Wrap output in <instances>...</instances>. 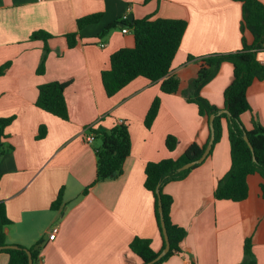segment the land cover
I'll list each match as a JSON object with an SVG mask.
<instances>
[{
    "label": "crops",
    "instance_id": "0c3cea01",
    "mask_svg": "<svg viewBox=\"0 0 264 264\" xmlns=\"http://www.w3.org/2000/svg\"><path fill=\"white\" fill-rule=\"evenodd\" d=\"M95 13L102 14L97 22L77 28L78 18ZM149 15L187 21L169 72L179 79V91L164 93L159 83L138 76L108 97L101 72L113 52L134 46L132 28L123 24V17ZM241 20L242 5L236 0H0V66L9 62L0 75V117H13L3 139L11 149L0 157V201L11 221L6 242L31 247L40 241L35 264H141L129 247L136 236L160 250L154 197L144 187L145 165L178 158L191 143L208 141L206 117L182 93L200 66L188 57L236 52L244 40L252 43ZM111 22L116 25L102 32ZM124 27L128 32H122ZM38 30L51 34L42 73L37 68L44 42L31 38ZM72 32L77 41L68 47L65 35ZM257 58L264 62V43ZM232 73V64L223 61L199 94L223 108ZM49 81L68 82L66 120L36 105L38 86ZM155 97L160 99L158 112L146 127L144 118ZM246 98L250 109L240 115L243 126L264 127V79L252 82ZM120 122L130 135L121 174L95 182L84 193L95 179V149L101 144L96 134L92 142L86 135ZM40 127L45 129L42 137ZM169 134L177 139L172 151L164 143ZM229 167L228 123L222 118L221 136L211 153L183 179L163 187L172 197L170 220L186 235L181 252L158 264H239L247 237L256 264H264L263 179L249 174L248 195L241 201L216 199L217 182ZM60 189L62 204L54 209ZM54 226L56 235L49 239ZM8 259L0 252V264Z\"/></svg>",
    "mask_w": 264,
    "mask_h": 264
},
{
    "label": "trees",
    "instance_id": "16d2710c",
    "mask_svg": "<svg viewBox=\"0 0 264 264\" xmlns=\"http://www.w3.org/2000/svg\"><path fill=\"white\" fill-rule=\"evenodd\" d=\"M147 1V0H146ZM242 5V30H248L253 35V41L247 44L244 40L243 46L236 52L217 53L194 58L188 57V61L196 59L200 66L197 74L192 78L182 93L188 102H194L198 113L206 117L209 125V116L215 114L213 119L214 140L212 147L221 136V119L225 118L228 123V139L230 143V167L229 170L218 180L214 190L216 199L241 201L248 195L247 177L252 173H259L262 177L260 184L261 194L264 197V127L255 124L252 129L247 130L240 121V115L250 109L246 98L247 88L255 80L264 79V62L257 58L258 51L264 43V3L260 0H236ZM101 13H95L77 19V28L81 29L87 24L97 22ZM124 25L132 28L134 36L133 47H123L110 55V65L101 72L103 89L108 97L114 95L127 83L138 76H142L151 82L159 83L160 90L164 93H176L179 91L180 81L177 77L169 75L172 60L178 50L187 21L182 18H162L151 15L140 19L123 20ZM116 25V22L109 23L102 32H106ZM51 34L38 30L32 33L31 38L41 39L44 42V53L37 68V73L44 72V62L48 51L47 40ZM68 47L76 44L77 32L65 35ZM228 61L233 66L232 80L223 91L224 107L228 110L225 113L217 114L216 106L210 104L203 98L199 91L218 71L220 64ZM9 62L0 66V75L8 67ZM68 82L49 81L38 86L36 105L44 111L56 115L62 119H68V106L64 96V89ZM160 105V99L155 97L145 115L144 124L150 127ZM13 117H0V157L11 149L5 144V128ZM100 138L101 144L95 149L96 175L94 181L87 186L83 192L95 182L110 177H116L122 172L125 159L130 153V135L125 122L114 124L108 130H93ZM246 133L248 143L244 140ZM45 134L44 127H40L38 137ZM165 146L172 151L177 144L174 135L165 137ZM207 142L203 145L191 143L178 158H163L158 161L148 162L145 165L144 187L154 197L156 221L162 238V246L165 245L160 218L158 213L157 186L159 185L161 204L163 209L166 231L170 243L168 252L158 261V264L168 257L181 252V242L186 235V230L170 220L169 212L172 204V197L163 192V187L170 181L183 179L188 172L199 164L188 169L178 171L182 164L195 160L201 156ZM212 147L208 154L211 153ZM253 155L255 160H253ZM63 189H60L51 207L57 209L62 204ZM11 224L6 215L5 205L0 201V246L6 242L5 229ZM18 248H4L0 252L8 254L7 264H28L27 250L30 251L33 263H37L41 242L38 241L31 247L16 244ZM130 249L140 258L141 264L152 260L160 250H154L147 238L134 237L129 243ZM239 264H256V257L252 251L251 238H245L243 245V258Z\"/></svg>",
    "mask_w": 264,
    "mask_h": 264
},
{
    "label": "water",
    "instance_id": "95a60500",
    "mask_svg": "<svg viewBox=\"0 0 264 264\" xmlns=\"http://www.w3.org/2000/svg\"><path fill=\"white\" fill-rule=\"evenodd\" d=\"M221 113H225L226 115H228V110L226 108H222L220 110H218L217 114H221ZM215 117V114H211L209 116V130H210V136L209 139L207 141V144L204 148L203 153L201 154V156L195 160H191L188 161L184 164H182L181 166H179L177 168L178 171H182L185 169H188L189 167L195 165V164H199L201 163L205 157L208 155L212 144H213V140H214V126H213V119ZM104 128H100V130H102ZM243 138L244 140L248 143L249 147L251 150H253L251 144L248 141V137L246 135V133L243 134ZM253 160H255V157L253 155ZM157 192V196H158V213H159V218H160V224H161V228H162V233H163V238L165 240V245L164 247L160 250V252L150 261L148 262H144L143 264H152L156 261H158L161 257H163L169 250L170 247V243H169V239H168V235H167V231H166V226H165V221H164V215H163V209H162V204H161V197H160V191H159V185L157 186L156 189ZM4 248H18V246L16 244H6V245H2L0 246V249H4ZM27 256H28V264H32L33 260H32V256L29 250H27Z\"/></svg>",
    "mask_w": 264,
    "mask_h": 264
},
{
    "label": "built area",
    "instance_id": "2783aa9c",
    "mask_svg": "<svg viewBox=\"0 0 264 264\" xmlns=\"http://www.w3.org/2000/svg\"><path fill=\"white\" fill-rule=\"evenodd\" d=\"M123 18H124V20H126L127 16H124ZM122 32L126 33V32H128V29L124 27V28H122ZM100 45L103 46L104 44H100ZM94 138H95V134L92 132H90L88 135H86V141L87 142H92L94 140ZM57 229H58L57 226H54L52 228V230L49 234V239H53L55 237Z\"/></svg>",
    "mask_w": 264,
    "mask_h": 264
}]
</instances>
